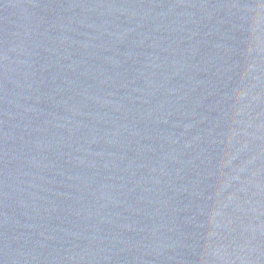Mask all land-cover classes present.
<instances>
[{
  "label": "water",
  "instance_id": "1",
  "mask_svg": "<svg viewBox=\"0 0 264 264\" xmlns=\"http://www.w3.org/2000/svg\"><path fill=\"white\" fill-rule=\"evenodd\" d=\"M0 264H264V0H0Z\"/></svg>",
  "mask_w": 264,
  "mask_h": 264
}]
</instances>
